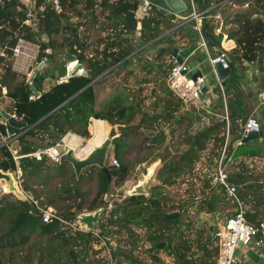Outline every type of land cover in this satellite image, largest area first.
I'll return each mask as SVG.
<instances>
[{
  "label": "trees",
  "instance_id": "16d2710c",
  "mask_svg": "<svg viewBox=\"0 0 264 264\" xmlns=\"http://www.w3.org/2000/svg\"><path fill=\"white\" fill-rule=\"evenodd\" d=\"M84 1L85 9L91 13L92 23L98 24V29L102 33H106L104 37L93 42L88 37L83 39L78 32L79 27L83 24L80 22H73L63 27L64 19L71 20L68 18L69 11H71V15L75 16V12L83 4V0H61L64 11L60 15L47 4L45 9L39 11L38 30L36 33H28L26 38L33 41L36 37L51 36L52 38L53 35H64L65 31L66 34L68 33V36L63 37L68 43H58L55 39H51L49 43H42L40 46L37 65L39 66L45 59H49L51 62L55 61L53 73H50L44 66L34 73L30 81H27V77L16 73L9 66L7 69H3L0 81L1 87L6 90L7 96L14 102L13 114L19 121L27 124V129L24 130L10 128L11 133L21 132L23 135L19 139L20 151L17 153L20 158L16 162L12 154L13 148L10 150L5 146L0 147V170L12 174L19 171L25 192L37 195L35 191L37 184H46L42 180L43 177L49 179V182L53 180V174L49 176L47 172L55 171L62 174L67 170L68 164L54 163L46 156H42L38 160L34 157H27V155L55 147L68 134L90 139L89 126L93 119L106 121L112 126L124 125L121 135L115 138L111 145L112 158L116 159L120 166L117 168L110 164L111 161L108 162L109 154L107 156L110 177L99 167L92 166L84 170L79 178L74 173L72 185L63 186V189L53 193L56 198H60L64 194L66 200L74 196L75 202L78 201L76 211L73 213L68 207L56 212L60 219L68 223L75 220L78 216L77 213L84 210V196L79 190L80 183L89 174L95 172L97 192L89 203L88 211L92 214L105 210L107 206L104 203V197L110 192L112 181L115 185H121L129 174L130 163L125 161L123 156L128 148L129 132L135 129L140 130L147 121V115L142 112L141 103L134 104L126 92H118L113 98L105 101L101 107L98 104L97 85L108 78L102 77L106 72L112 71L107 73L109 75L114 73L113 69L115 68H119L121 71L128 66L132 60L130 55L133 49H129L125 42L131 40L138 31L141 36L140 40L135 43L153 40L160 33L152 26L154 17L144 19L140 23L135 19L137 0ZM248 2H250V9L242 12L239 9L234 13L227 14L225 9H222L221 12L227 14L226 17L231 15L229 23L233 28L229 31V38L235 41L237 48L242 52V61L252 64L264 57V0H234L239 8ZM204 3L206 7H209L213 1L204 0ZM23 19L24 11L19 9L15 0H3V3H0V42L4 46L13 47L16 44L23 33V29L20 28ZM2 24L7 27H3ZM139 24L141 25L140 30H138ZM214 28V25H206L204 27L205 35L207 38L220 42L221 37L214 35ZM85 33L88 34V30ZM62 48L67 50L65 56L70 54L76 57L78 63L84 69L86 68L85 76L69 77L67 81H62L68 74L65 63L60 65L57 63L56 51ZM50 49L52 52L47 53ZM100 77L104 79L101 78V80ZM32 88L40 93L37 99ZM218 90L220 91L219 88H216L215 92ZM75 95L77 96L70 100ZM31 96H34V100H30ZM179 109L180 105H177L173 112ZM229 109L231 122L242 119L245 115L239 96L234 101H230ZM195 120L188 114L179 116L177 124H188L183 132L185 139L182 142V145L188 149L183 153L177 149L173 153L179 157L167 163L165 167L167 173L163 176V183L154 189V193L148 199L129 198L134 205L148 203V211L154 224L169 222L164 217L165 210L160 209L164 186L182 183L184 181L182 177L189 174L194 166L201 161L203 151L209 145L212 148L220 147L221 149L225 142L226 122L213 123L193 134L191 130ZM153 122L146 126V129L153 130ZM90 130L93 134L92 126H90ZM159 140V137L156 136L153 143H157ZM33 200L39 201L40 197H35ZM54 205L51 194V200H48L45 207L53 208ZM134 218L135 216H132V219ZM170 223L177 224V221ZM131 224V219L128 216L126 219L116 218L110 223L99 225L100 236L109 241L110 237H106L105 232L110 236H117L122 232L132 235ZM98 239L92 233L75 231L58 219L43 222L41 212L37 210L33 201L16 191H8L0 198V264H107L104 257H97L101 252L94 250ZM150 239L158 240V236L154 235ZM164 244L158 245L157 249L164 247ZM117 246L116 243L115 251H113L115 258L121 251ZM134 263L137 264L134 261L131 262V264Z\"/></svg>",
  "mask_w": 264,
  "mask_h": 264
},
{
  "label": "crops",
  "instance_id": "0c3cea01",
  "mask_svg": "<svg viewBox=\"0 0 264 264\" xmlns=\"http://www.w3.org/2000/svg\"><path fill=\"white\" fill-rule=\"evenodd\" d=\"M114 1L115 0H112V2ZM137 1L138 6L135 11V19L140 23L144 19L154 17L152 26L160 33L153 40L134 44V41L137 42L140 40L141 35L138 31L131 40L125 42V44L129 46V49H133L130 55L132 60L126 68H129L131 65L130 63H135V65H137L136 67L140 68L139 70H144V79H146L144 83L147 84L146 90H151L154 94H159L163 102L161 104L162 110H172L175 109L177 105H180L181 110L175 114L181 116L186 113H193L195 115L194 119L198 116L202 129L216 122H225L223 98L221 95L220 99L217 98V93L214 91L215 89L213 91L210 89L207 91L205 109H203L200 104L196 105L197 103L192 105L190 109H185V107L182 106L183 103L176 99L167 87V78L172 67L171 50L181 52V60H187L190 75L192 77L199 74L205 76L210 84H214L215 82L209 55L204 48L198 45L199 36L195 26L189 24H187V26H178L173 22L177 20V17L176 19H171L169 22L166 21V16L173 13L168 12L166 15L162 14L155 5L153 6L150 17L143 18L139 12L142 0ZM198 1L204 3V0ZM212 1V5L218 2L216 0ZM0 3L2 4L3 0H0ZM205 7L204 3V8ZM242 8L243 10L250 9V2L246 3L241 8L238 7V9ZM199 9H202L201 5H199ZM187 12L184 13V15H186ZM229 12L226 13L228 14ZM230 17L231 15L229 18H226L229 31L233 28L229 23ZM2 25L3 27H7V25ZM140 28L141 25L139 24L138 30H140ZM189 31H193L195 37L190 41H186L184 37L185 34H180ZM206 41L210 54L215 55V52L221 45L222 39L220 42H217L212 38H207ZM232 42L231 46L233 50L230 53L231 59V54L233 52L240 51L235 41L232 40ZM165 49L167 50L164 51ZM240 53L242 55L241 51ZM232 62L235 67L243 65L244 63L242 61V56L240 63L233 59ZM135 65L129 70H133L136 74ZM261 66H263V70H260ZM206 68L207 73H205ZM242 72L243 75L235 74L232 79L229 78L222 82L225 88L227 110L229 113V144L226 153L225 168L228 174V183L237 188V197L246 207L245 217L247 222L259 226L264 217V107L260 105L259 100V93L264 86V57L256 63L248 64L243 67ZM210 75L212 79L209 78ZM236 76L241 77V79L235 85L233 80ZM4 92H6V90H4L3 93ZM3 93L0 96V112L12 116L14 102ZM237 96L240 97L245 115L242 119L232 120L231 122L229 103L232 100L234 101ZM247 117L257 119L261 125V131L259 132L258 139L244 143L243 141L247 135L241 136L240 125ZM176 121L177 119L173 120V122ZM0 122L6 123L3 118L0 119ZM98 122L101 123L104 129L108 128L110 130L108 122L102 121L106 123V125H103L100 120H98ZM233 124L235 126H233ZM97 127L98 125L96 128ZM92 128L93 133L96 134V128ZM0 139L2 140L1 134ZM69 139L73 141L71 147L77 149L76 147H79L77 143L80 142L81 138L74 134H68L64 142H67ZM221 151L222 147L221 149L220 147L212 148V146L209 145L203 151L201 161L192 169L193 171L198 168L199 172L196 175L191 174V181L188 184H185V181H183L182 183L164 186L161 207L165 208V214L179 212L180 218L177 220V224L170 223L173 220L169 219H167L169 222L166 221L157 224L162 237L168 236L169 233L175 234V237H171L172 239L164 237L162 239L161 242L162 244L165 243V246L157 249L159 257L156 258V263L149 261V264H216L218 247L215 234L217 229L237 210V202L234 198L230 197L222 186L215 187L211 181V175L217 170V162L221 155ZM194 180H197V185ZM183 204H185L184 207H181ZM149 221L150 224L153 223L151 218ZM127 236L131 240L134 233ZM125 248L126 247L120 248V254L126 255L127 252L123 251ZM132 258V255L131 257L126 256L125 261L131 264V262L135 260ZM134 262L141 264L138 260ZM237 264H264V246L256 247L254 244H251L246 247H240L237 251Z\"/></svg>",
  "mask_w": 264,
  "mask_h": 264
},
{
  "label": "rangeland",
  "instance_id": "374dc122",
  "mask_svg": "<svg viewBox=\"0 0 264 264\" xmlns=\"http://www.w3.org/2000/svg\"><path fill=\"white\" fill-rule=\"evenodd\" d=\"M219 1V0H216ZM226 12L230 11V6L226 7ZM240 12L243 11L242 9H239ZM189 14V11L187 12ZM68 18L71 20L64 19L62 21L63 27L66 25H69L70 23H83L82 26L79 27V33L83 39L90 38V41H97L101 37H104L106 33H102L100 29H98V24L95 25L92 23L91 13L85 9V1L83 0V4L79 6V10L75 12V16L71 15V11H69ZM176 19V16L174 14H170L166 16L165 20L170 21L171 19ZM101 22H103V19H101ZM86 23V24H84ZM92 23V24H91ZM79 25V24H78ZM168 25V24H166ZM88 30V34L85 33ZM184 35L186 38V41H190L195 37V33L193 31L184 32L180 35ZM65 35L68 36V33L64 35L55 36L53 35L49 37H36L35 40L32 42L35 44V51H36V58L34 60V63L30 66L28 75L31 72H36L37 70L41 69L42 67L46 66V69L50 73H53L52 70L54 69L53 66L55 64V61L45 59L42 63L37 65V58L40 54V46L42 43H49V41L54 40L58 43H68L63 38ZM71 38V37H70ZM139 41V40H138ZM135 44V41L133 42ZM66 48L65 49H59L56 51V58L57 63L64 64L67 67H69V64L66 60ZM51 49L48 50L47 53H51ZM232 59L236 62H241V53L240 51L233 52ZM91 57V56H90ZM12 65V62L10 63ZM80 65L79 63H77ZM131 65L129 68H123L122 71H119V69L115 68L113 71L114 73L109 74L105 77V80H103L101 83L97 85V93H98V104L102 107L105 101H107L110 98H113L118 92H126L128 96H130L131 100L134 101V104L140 102L142 107V112L146 113L147 115V121L145 124H143V127L139 129H135L129 132L128 135V148L124 152V160L130 163L129 167V174L121 185H115L114 181H112V187L110 192L104 197V203L106 204V208L102 212H98L97 216V225L98 229H96L97 233H101V229H99V225H104L107 223H110L112 220H115L116 218H122L126 219L127 216L131 219L132 225H130V228L132 229V232L134 233V236L131 237V240L128 238L127 234L122 232L118 234L117 236H110L107 232H105L106 237H110L109 241L106 238H103L100 236L98 239V244L94 246L95 251H99L100 254L97 255V257H104V261L107 264H129L125 261V257H131L132 259H135L134 261H140L141 264H149V261L156 263V258L159 257L157 253V247L158 245L162 244V239L164 237H175V234L169 233L168 236H161L160 229L157 227V224L152 223L150 224V212L148 211V203L143 202L141 205H134L129 198H132L129 196V192L135 191L137 196L135 197H141V199H148L150 196L154 193V189L159 187L161 183H163V176L167 173V169H165L168 162L171 160L177 159L179 156L173 155V153L178 149L181 153L186 151L188 147L185 145H182V142L184 141L185 137L183 136V132L188 127L187 123H181L177 124L178 121L173 122V120L179 118L175 113H177L180 109L176 112H173L172 110H162L161 104L162 99L160 98L159 94H154V92H151V90L147 89V84H145L144 79V73L142 70H139L140 68L136 67L135 63H130ZM135 65L136 67V74L133 72L131 67ZM119 66V65H118ZM84 68V67H83ZM86 69V68H85ZM84 69V71H85ZM118 70V71H117ZM207 71V68L205 70V73ZM30 72V73H29ZM112 72V71H111ZM110 72V73H111ZM140 72V73H139ZM18 73V72H16ZM56 73V72H55ZM54 73V75H55ZM21 75H24L27 77V73H19ZM71 75L68 73L67 78L69 79ZM104 77V78H105ZM102 78V79H104ZM211 78V75L209 77ZM101 79V80H102ZM241 77L236 76L234 77V84L236 85ZM215 83V82H214ZM216 89V88H215ZM215 91V90H214ZM217 98L220 99V91L217 92ZM2 95L0 90V96ZM126 95V94H125ZM177 99V98H176ZM3 103V101H2ZM196 105H199L200 102H196ZM137 105V104H136ZM185 109H190L192 106L191 104L186 105L182 104ZM7 109V108H6ZM187 114V113H186ZM157 117V119H154ZM154 120V122H153ZM101 121V120H100ZM139 121V120H138ZM200 120L198 119V116L194 123L192 124V130L191 133L195 134L200 129H202V126L200 125ZM102 122V121H101ZM137 122V121H136ZM151 122L154 123L153 130L146 129V126H148ZM103 125H106V123H103ZM98 127L96 128V126ZM90 126L96 128V134H92L90 130ZM89 126V132L91 134L90 139H84L82 137L79 144L80 148L83 149L85 147H88L89 144H93L94 148L90 146V149L83 152L82 156L78 158H85L87 157L92 149H95L99 147L102 143V141L106 139H112L114 141L115 138L119 137L122 133V128H124V125L116 124V125H110V130L108 128L104 129L98 120H92L91 124ZM233 126H235L233 124ZM109 130V131H108ZM108 131V132H107ZM77 136V135H76ZM159 137V142L153 143V139L155 137ZM65 139V138H64ZM63 139V140H64ZM1 142V139H0ZM67 145L71 148V144H73L72 139H69L67 142ZM78 150L79 147H76ZM74 150V149H73ZM109 161H112V146L110 147L109 151ZM76 154V152H75ZM77 155V154H76ZM112 158V159H111ZM152 166L154 167V172L152 175H149V168ZM67 170L60 174L59 172L53 171L51 173L47 172L49 176L53 174V180L49 182V179L46 177H43L42 180L45 181L46 184L38 185L36 188L37 195H34L33 193L25 192L31 199L35 197H40V203L45 206V204L48 203V200H51V194L53 196L54 201V210L56 212H59L62 209H66V207L70 208V211L73 213L76 211L77 202H75V197H71L69 200H66L65 195L62 194L60 198H56L53 193H56V191H59L60 189H63V186L66 185H72L74 181L73 174L74 169L70 164H67L66 166ZM8 173V172H5ZM46 173V174H47ZM191 175V172L189 174L184 175L182 178L186 179ZM13 176L16 180L21 182L22 185V179H21V173H13ZM20 177L21 180L18 179ZM51 178V177H50ZM180 183V182H179ZM176 184V183H175ZM23 188V186H22ZM174 188V187H173ZM7 187L4 184L0 185V198L2 195L7 193ZM79 190L81 191L84 201V210L81 213H77V217L75 220L71 222V224L77 223L79 219L81 222H84V218L86 216L92 215L88 211L89 203L92 201V199L95 197L97 192V177L96 172L89 174L87 178L82 180L79 186ZM119 190V192H117ZM127 195V197H126ZM126 197V198H125ZM146 201V200H145ZM185 204H183L181 207H184ZM52 208V209H53ZM160 209L163 211L165 208L160 207ZM102 213V214H101ZM135 216L134 219H132V216ZM139 215V216H138ZM101 216V218L99 217ZM140 218V219H139ZM88 221V219H87ZM93 220L88 221L91 223ZM148 221V222H147ZM85 223V222H84ZM135 227V229H134ZM135 230V231H134ZM160 233V234H159ZM154 235L158 236V240L155 239L154 241L150 240V237H153ZM97 237V236H95ZM172 239V238H171ZM117 243V248H124L123 251L127 252L125 254H118L114 257L115 251V245ZM119 260V261H117Z\"/></svg>",
  "mask_w": 264,
  "mask_h": 264
},
{
  "label": "built area",
  "instance_id": "2783aa9c",
  "mask_svg": "<svg viewBox=\"0 0 264 264\" xmlns=\"http://www.w3.org/2000/svg\"><path fill=\"white\" fill-rule=\"evenodd\" d=\"M18 4L20 10L24 11V19L21 22L20 28L23 29V33L18 38L16 44L13 47L4 46L0 42V81L3 75V69H7L11 66L12 70L18 73H27V81H30L34 75V72L28 71L30 66L34 63L36 58L35 54V44L26 38L28 33H36L40 25L39 11L46 8V5L49 4L50 8L57 14H63V5L61 0H15ZM188 6L189 14L184 16L177 15V20L173 22L178 26H187L194 25L198 33V45L204 48L209 55V61L213 69L215 83L210 84L207 78L203 75H199L196 78H193L190 75V69L187 64V60H181L182 54L177 51L175 55L171 56V70L167 78V87L169 91L173 94L175 98L181 101L186 105H194L196 102H200V105L205 109L206 104V94L207 91L214 90L215 87L220 89V95L223 98V103L225 106V115L224 119L227 125L225 133V142L222 145L221 155L217 162V170L211 175L212 184L217 186H222L226 193L234 198L237 202L236 212L230 216L218 229L215 234L217 247H218V256L216 258V264H237V251L240 247H246L251 244H254L256 247L264 246V217L261 220L259 226H255L247 222L246 220V207L243 202L237 197V188L228 183V174L225 168L226 153L229 144V113L227 110V101L225 96V88L223 81L220 80L218 73L216 71L215 65L221 63L225 69L229 68L228 62L232 59L230 53L233 50L231 46L232 40L229 38L228 30V21L226 18L227 15L221 12L222 9L229 7L231 8V13H234L238 9V6L234 3V0H220L215 5L204 8V3L198 0H183ZM199 5L202 6V9H199ZM153 4L150 0H142V4L139 7V12L144 18L150 17ZM229 12V13H230ZM227 21V22H225ZM206 25H214V35L221 37V45L218 50L215 52V55H211L208 45L207 37L205 35L204 27ZM12 62V65L10 64ZM78 63V61H77ZM235 68V66H234ZM66 79V78H65ZM63 79V80H65ZM68 79V78H67ZM62 80V81H63ZM4 88L0 85V90L3 91ZM5 96L6 92L3 93ZM30 100H34V96L30 97ZM260 105L264 107V86L259 93ZM16 120H19L16 115H12ZM241 136H246L249 133L255 132L259 133L261 131V125L257 119L253 117H247L242 121L240 125ZM1 134V133H0ZM2 135V134H1ZM22 133H10L7 139L3 138L0 142V147H7L11 150L12 145L15 140H19L22 137ZM64 141V140H63ZM14 149V148H13ZM70 147L65 142L64 146H61L60 143L55 147L39 150L33 154L27 155V157H34L38 160L42 156L48 157L54 163H61V157L67 152ZM72 149V148H71ZM17 151L12 150L13 158L17 162L20 158L17 155ZM115 167H119V162L116 159H112L111 163ZM19 172V171H18ZM199 172V169L196 168L191 172V174L196 175ZM19 180L20 177H18ZM18 183L19 190L23 193L24 196L33 201L37 210L41 212L43 222H49L53 219H58L61 222L69 225L75 231L82 233H92L94 236L100 238V233H97L96 230L92 231L89 226L79 221L77 223L71 224L63 221L57 216V213L51 207L46 208L43 206L40 201L31 199L25 191H23L21 182L16 180ZM191 181V175L186 179L185 184H188ZM197 185V180H194ZM119 192V190L117 191ZM127 197V195H126ZM125 197V198H126ZM98 214V213H93ZM101 218V216H99Z\"/></svg>",
  "mask_w": 264,
  "mask_h": 264
},
{
  "label": "water",
  "instance_id": "95a60500",
  "mask_svg": "<svg viewBox=\"0 0 264 264\" xmlns=\"http://www.w3.org/2000/svg\"><path fill=\"white\" fill-rule=\"evenodd\" d=\"M153 5L157 6L159 8V12L162 14H167L168 12L173 13L175 15L183 16L184 13L188 11V6L184 3L183 0H150ZM226 22V21H225ZM172 54L175 55L177 50H171ZM67 63L69 64L68 67V73L71 75V77L74 76H85L86 73L84 71V68L82 65L77 64V59L76 57L67 54L66 56ZM229 68L225 69L221 63H218L215 65L216 71L218 73V76L221 81H225L229 78H233V75H243L242 69L243 67L247 66L248 63L244 62L243 65H239L234 68L233 63L231 61H227ZM76 63L75 67H70V64ZM260 70H263V66L260 67ZM110 71L106 72L103 76H105L107 73ZM102 76V77H103ZM198 75H195L193 78H196ZM100 77L99 79H101ZM98 79V80H99ZM93 84V83H92ZM32 91L36 97V99L40 96V93L37 92L34 88H32ZM80 94V93H78ZM77 94V95H78ZM77 95L72 97L70 100L74 99ZM189 117L192 119L195 117L193 113L188 114ZM3 118L6 123H1L0 122V133L2 134L3 138L7 139L10 135L9 129H16V130H24L27 129V124L16 120L14 117H12L9 114H6L4 112H0V119ZM259 138V133H249L247 137L244 139V143H247L249 141H253ZM28 139H30L28 137ZM113 140L112 139H106L104 142L101 144L100 147L95 148L94 150L91 151V153L85 157V158H78L75 154V151L73 149H68L67 152L61 157V163H68L70 164L75 172V175L77 178H79L83 171L86 170L89 167L92 166H97L100 169L103 170L104 173H106L109 176V170L107 167V156H108V151L112 145ZM20 141L15 140L12 147L19 152L20 151ZM65 142L62 140L60 142L61 146H64ZM110 179V178H109ZM4 184L7 187V191H16L20 194L23 195V193L19 190L18 183L16 179L14 178L13 174L8 172L5 173L0 170V185ZM129 196L135 197L137 194L135 191L129 192ZM97 214L94 215H89L86 216L83 220L84 222L89 226V228L92 231H95L98 229L97 225ZM164 217L169 220L177 221L180 218V213L179 212H173V213H167L164 214ZM93 220L91 223L88 221Z\"/></svg>",
  "mask_w": 264,
  "mask_h": 264
},
{
  "label": "bare ground",
  "instance_id": "6f19581e",
  "mask_svg": "<svg viewBox=\"0 0 264 264\" xmlns=\"http://www.w3.org/2000/svg\"><path fill=\"white\" fill-rule=\"evenodd\" d=\"M76 66V63H72V64H70V67L72 68V67H75ZM104 141H102V143H103ZM101 143V144H102ZM75 146V145H74ZM77 146V145H76ZM90 146H92V148H94V146H93V144H89V146L88 147H85V148H83V149H81L80 148V146H79V148H78V150H76V149H74V148H72V149H74V151L76 152V156L77 157H80V156H82V154H83V152L85 153V151H87V150H89L90 149ZM101 146V145H100ZM99 146V147H100ZM94 150V149H93ZM91 153V152H90ZM154 167L155 166H152L151 168H149V175H152V173L154 172ZM5 191H6V189H5ZM7 192V191H6Z\"/></svg>",
  "mask_w": 264,
  "mask_h": 264
}]
</instances>
